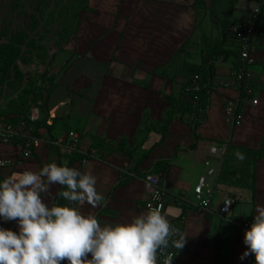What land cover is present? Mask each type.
Returning a JSON list of instances; mask_svg holds the SVG:
<instances>
[{
  "label": "crops",
  "instance_id": "0c3cea01",
  "mask_svg": "<svg viewBox=\"0 0 264 264\" xmlns=\"http://www.w3.org/2000/svg\"><path fill=\"white\" fill-rule=\"evenodd\" d=\"M196 2L88 0L91 10L85 11L78 31L66 45V64L51 76L53 83L45 106L42 100L37 101L42 102V115L53 126L49 132L43 128L42 134L58 138L76 130L83 149L98 143L93 146L96 156L90 159L85 172L96 177V189L104 201L96 208L87 204L77 208L84 214H95L102 226L128 223L148 210L144 206L148 193L143 175L136 171L151 169L166 160L167 188L161 213L169 222L185 216V244L175 264H255L254 255L240 259L247 250L243 240L248 229L232 218L248 217L253 223L256 206L264 205V33L252 53V93L242 95L225 84L239 59L236 43L228 40L234 51L215 63L210 106L196 133L193 115L187 112L172 120L160 142L159 125L169 107L166 96L180 95L182 77L171 79L175 68L169 77L154 71L167 64L188 40L193 42L188 45L192 56L187 59L197 62L199 42L211 35L214 23L223 19L212 17L210 11L216 8L227 12L230 0ZM256 3L238 0L230 19H249ZM99 66L100 71L89 74ZM75 67L77 76L69 78ZM229 98H238L245 111L240 125L233 126L225 118L224 105ZM255 99L257 104H253ZM0 116L7 119L16 114ZM222 142L228 143L225 158L213 156L211 146ZM147 151L149 155L137 167ZM237 152L244 155L242 161ZM14 153L13 144L0 143V158ZM67 157L54 144L42 145L15 165L0 166V180L25 169L38 171L53 161L64 165ZM206 160L215 167L214 173H208ZM228 168L233 172L229 177L225 174ZM201 175H206L214 190L210 211L192 206L182 214L180 201L195 198ZM123 176L125 182H121ZM62 190L59 185L52 186V197L45 202L50 205ZM225 197L234 200L230 215L220 213ZM0 228L18 232L16 221L0 218Z\"/></svg>",
  "mask_w": 264,
  "mask_h": 264
},
{
  "label": "clouds",
  "instance_id": "9594fccd",
  "mask_svg": "<svg viewBox=\"0 0 264 264\" xmlns=\"http://www.w3.org/2000/svg\"><path fill=\"white\" fill-rule=\"evenodd\" d=\"M236 156L245 158L240 152ZM96 183L91 172L68 167L66 161L45 163L38 171H17L0 180V218L18 224V232L0 228V264H159L158 253L164 254L163 264H172L174 255L164 250L170 242L182 249L185 236L159 208L149 206L128 223L102 226L95 214L71 206H101L104 197ZM54 185L65 189L58 195L67 204L45 202ZM255 212L244 235L247 250L240 259L254 255L255 264H264V205H257ZM177 235L179 239H172Z\"/></svg>",
  "mask_w": 264,
  "mask_h": 264
},
{
  "label": "rangeland",
  "instance_id": "374dc122",
  "mask_svg": "<svg viewBox=\"0 0 264 264\" xmlns=\"http://www.w3.org/2000/svg\"><path fill=\"white\" fill-rule=\"evenodd\" d=\"M85 3L0 0V115L26 113L36 98L48 94L51 76L66 64L65 45L77 31L87 9ZM211 13L212 17L224 18L227 12L215 8ZM211 32L209 37L214 41L220 35L219 23L213 24ZM101 69L95 67L89 74ZM76 74L75 67L68 77Z\"/></svg>",
  "mask_w": 264,
  "mask_h": 264
},
{
  "label": "built area",
  "instance_id": "2783aa9c",
  "mask_svg": "<svg viewBox=\"0 0 264 264\" xmlns=\"http://www.w3.org/2000/svg\"><path fill=\"white\" fill-rule=\"evenodd\" d=\"M260 13V5H256L251 10L249 19L244 21H234L229 26V32L233 39L231 41L236 43V48L239 49V63L233 67L231 72V78L229 82L225 83L227 86L238 89L241 93L245 92L251 94L253 71L251 66L254 63L252 56L253 51L257 47L258 38L256 35V29L258 28V15ZM197 76L195 77V79ZM199 88L198 83L193 82L191 89L197 90ZM258 100H253V104H257ZM208 104V105H207ZM203 107L200 104L198 107L202 110H207L210 106V97H208V103ZM42 102L34 103L30 106L29 113L16 122L8 121L5 117L0 116V143L2 144H13L15 146V153L8 157L0 158V161L4 162L2 166H13L21 158H26L33 154V152L45 144H54L59 150L65 155H72L75 153L83 154L78 168L81 172H85L88 162L92 157L96 156V149L89 147L83 149L81 147V136L76 130H70L65 137L49 138L45 135L35 133V125L40 119ZM224 114L227 122L231 125H240L244 119L245 111L240 104L238 98H229L224 105ZM215 147L216 151L213 152L212 148ZM228 143L222 142L221 144H213L210 152L213 156H219L223 158L227 152ZM208 166V173L212 174L215 172V167L211 165L209 160H206ZM151 178V179H149ZM148 196L145 200L144 206L146 209L149 206L159 208L163 211L165 208L164 196L167 188V180L162 179L159 173L148 172L143 176ZM214 190L208 183L206 175H201L198 179V183L195 186V198L190 202L200 211H210ZM186 201V200H185ZM182 200V202H185ZM187 202V201H186ZM234 200L231 197H225L223 199L220 213L222 215H230L232 212ZM78 204H76L77 206ZM232 221L237 225L250 229L252 220L248 217H236L232 218ZM172 226L179 230V234L184 236V225L185 216L179 217L177 220L170 222ZM180 235L172 237V239H179ZM172 253L174 258L172 264H175L180 249H176L170 245L168 249L164 250V253ZM159 264H163L164 254L158 253Z\"/></svg>",
  "mask_w": 264,
  "mask_h": 264
},
{
  "label": "trees",
  "instance_id": "16d2710c",
  "mask_svg": "<svg viewBox=\"0 0 264 264\" xmlns=\"http://www.w3.org/2000/svg\"><path fill=\"white\" fill-rule=\"evenodd\" d=\"M237 1L238 0H230L227 13L225 17L222 20H220L221 23H219L220 35L217 38H215L214 41H211L210 39L211 37L207 36L203 38L201 42H199L201 49H200V58L197 62H193V61L191 62V61H188L187 59V57L192 56L191 54L192 52L188 48L189 47L188 45L193 42L191 40H188V41H185V43L177 50L175 55L171 58V60L167 64L159 66L158 68L155 69L154 71L155 73H159L165 77H169L170 70L172 68H175L176 70L171 79H174L176 75H181L182 77V91L180 95L178 97H175L172 95L166 96L169 102V107L166 109L165 116L163 117V120L159 125L160 126L159 131L162 134L160 142L164 140L166 133L168 132L170 123L178 115L183 116L187 112H190L193 115V128H194L195 133H196L199 123H201L204 120L207 110L205 109L201 111L198 106L200 104H202L203 107L206 106V104L208 103V97H211L212 84H213V78H214V73H215L214 72L215 63L217 62L219 58L221 57L226 58L228 53H230L231 51H234V50H231L234 48L229 47L232 45L228 43V40L231 41V39H233L231 33L229 32V26L234 22V20H231L230 16H231L233 7L236 5ZM256 1H257L256 4L260 5V13L258 15L259 23H258V28L256 29V35L258 38L257 44H260L262 35L264 33V0H256ZM198 2H204V0H197L196 3ZM85 8H87L86 11L91 10V8L88 5V0H86ZM81 20H80L79 26L81 24ZM79 26L77 28V31L79 29ZM71 41L72 40H69L66 43V45L70 43ZM66 45H65V49H66ZM235 49L239 51L238 48H235ZM237 50L235 51L236 53H238ZM238 63H239V59L235 61L234 67L237 66ZM196 76L197 78L195 79ZM193 82L198 83L199 88L197 90L191 89ZM244 93L245 92H242L241 94L243 95ZM41 96L42 95H40L39 98L38 99L36 98L35 100L36 101L43 100V103H44L43 105L45 106L46 101H47L46 97L48 96V94H45L42 97ZM43 105L41 107L40 119L37 121L35 125V133L41 134V135H42L43 128H45V130L49 132L52 130V127H53L52 124L48 123V119L43 117L42 115ZM29 106L31 105H28V110L26 113L8 117L7 120L11 122H16L18 119L25 117L30 111ZM97 145L98 143H94L92 147L93 146L96 147ZM149 153H150L149 151L143 153L142 157L138 160L136 164L137 167L142 163L144 158H146L149 155ZM82 157H83V154L81 153H75L72 155H68L67 166L68 167H72L73 165L78 166ZM167 168H168V161L162 160L151 169L137 170L136 172H138L137 173L138 175L144 176L148 172L154 171V172L159 173L161 178L164 179V174ZM226 171L227 172L225 174L228 177L231 174H233L230 168H228V170ZM254 177H255V173H253V178ZM221 179H224V178H221ZM125 181H126V177L123 176V178L121 179V182H125ZM55 201L56 203L61 204V205L68 203L67 201L63 200V198L60 197L59 195L56 197ZM180 204H182L183 206L182 214L185 213V210L187 209V207L194 206L192 204H189L188 202H182V201H180ZM71 206L77 207L76 204L71 205Z\"/></svg>",
  "mask_w": 264,
  "mask_h": 264
}]
</instances>
